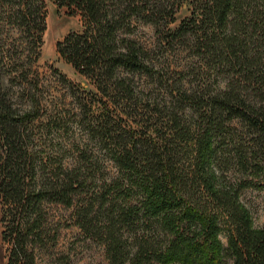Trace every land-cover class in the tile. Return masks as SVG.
Returning <instances> with one entry per match:
<instances>
[{"label":"trees","instance_id":"16d2710c","mask_svg":"<svg viewBox=\"0 0 264 264\" xmlns=\"http://www.w3.org/2000/svg\"><path fill=\"white\" fill-rule=\"evenodd\" d=\"M53 1L83 21L56 48L93 86L73 95L88 143L73 144L68 166L39 156L37 112L13 102L0 75L6 264H38L53 239L48 203L73 208V224L103 247L108 264H264V223L255 227L240 199L246 188L264 189V0ZM182 4L191 14L167 30L169 40L192 43L199 61L225 78L221 88L195 64L187 84L165 80L128 37L134 18L167 25ZM0 7L26 34L27 53L14 60L24 68L39 55L43 0H0ZM136 74L162 94L146 92ZM105 161L115 167L111 176Z\"/></svg>","mask_w":264,"mask_h":264},{"label":"rangeland","instance_id":"374dc122","mask_svg":"<svg viewBox=\"0 0 264 264\" xmlns=\"http://www.w3.org/2000/svg\"><path fill=\"white\" fill-rule=\"evenodd\" d=\"M43 11L45 30L37 50L39 55L36 59L33 55V61L29 64L27 62L23 68L14 60L22 50L27 53L26 34L21 28L8 23L5 10L0 7V75L11 100L24 110L35 109L37 112L31 129L38 155L48 156L52 160L59 159L68 166L77 155L73 144L88 143L86 131L80 126L83 117L77 116L79 110L74 107L73 95H79V86H86L87 91L93 90V86L59 56L56 44L67 34L80 32L83 21L79 14L72 13L64 6H58L53 0H43ZM190 14V8L182 4L175 9L174 22L167 25L161 22L155 25L134 18L131 24L132 32L128 37L148 52L156 68L163 69L165 80L181 78L182 82L187 84V81L192 80L190 66L195 64V67L205 70L201 76L205 82L211 83L212 87L217 85L221 88L225 84V78H216L211 69L204 65L203 61H199L200 57L191 49L192 43L186 40H169L167 30L176 29ZM22 59L26 61L24 56ZM180 71L182 74H178ZM60 75H63L65 80H62ZM133 78L145 87L146 92L162 94V91L157 89V84L146 75L136 74ZM32 100L37 104H33ZM56 117L60 120L54 123ZM128 123L132 127H138L132 120L128 119ZM103 166L108 175L115 173V167L110 161H105ZM240 199L250 210L253 225L261 227L264 223V189L246 188L241 192ZM45 209L47 225L53 239L49 241L46 250L38 255V264H108L103 247L73 224V208L48 203L45 204ZM1 231L0 221V264H6L7 246L2 242ZM221 240L225 245V233L221 234Z\"/></svg>","mask_w":264,"mask_h":264}]
</instances>
